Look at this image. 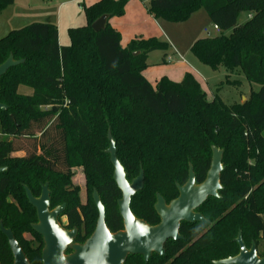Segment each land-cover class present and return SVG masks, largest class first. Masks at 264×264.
Returning <instances> with one entry per match:
<instances>
[{
  "label": "trees",
  "instance_id": "16d2710c",
  "mask_svg": "<svg viewBox=\"0 0 264 264\" xmlns=\"http://www.w3.org/2000/svg\"><path fill=\"white\" fill-rule=\"evenodd\" d=\"M131 0H100L84 6L87 24L68 29L69 46L59 43L57 26L33 23L0 40V65L12 54L25 63L12 68L0 81V222L12 230L30 264H42L43 240L35 234L36 211L24 186L39 197L49 184L50 209L66 204L64 229L78 228L76 243L93 234L98 210L97 191L110 232L122 230L118 201L122 194L114 181L107 138L116 142L117 157L132 182L144 170V188L131 201L132 213L149 224L158 222L154 205L160 194L168 203L179 196L177 186L188 181L192 165L196 184L205 181L212 147L224 151L220 198H209L206 216L215 224L209 242L185 249L180 261L211 264L239 253V231L247 246L264 228V0H151L154 19L183 23L205 10L213 25L230 36L203 38L192 54L217 71H239L260 86L249 99L226 105L219 96L208 101L196 78L187 73L181 82L167 77L153 87L143 76L153 52H166L167 42L134 39L121 45L120 33L109 19L125 15ZM15 0H0V12ZM242 13L251 14L238 25ZM108 16L104 30L92 25ZM229 82V81H228ZM235 85L232 83H228ZM238 86V85H236ZM20 87L32 90L19 93ZM23 152L25 156H15ZM86 177L87 202L73 188V170ZM64 219L65 221L63 222ZM183 227L190 240L195 228ZM31 235L28 239L26 235ZM178 250L171 248L170 253ZM179 262V261H178ZM0 231V264H13Z\"/></svg>",
  "mask_w": 264,
  "mask_h": 264
},
{
  "label": "water",
  "instance_id": "95a60500",
  "mask_svg": "<svg viewBox=\"0 0 264 264\" xmlns=\"http://www.w3.org/2000/svg\"><path fill=\"white\" fill-rule=\"evenodd\" d=\"M108 16L97 20L92 29L99 33L105 29ZM24 60L17 61L11 54L0 65V81L8 71L21 64ZM8 107L0 103V110L7 111ZM109 148L106 153L114 168V181L122 194L118 201L119 213L124 221L125 230L116 234L110 232L106 226V212L97 191L93 193V201L98 210L97 226L92 236L84 244H75L78 230H65L59 223V218L65 212L66 204L50 209L51 198L48 184L43 187L42 195L35 198L31 191L25 187L29 204L36 210L38 223L32 229L43 238L42 264H124L130 255H142L147 261L153 252L164 254V244L169 239L180 240V224L207 223L204 217L195 213L208 198H220L222 190L221 174L224 151L212 147L211 166L207 177L202 184H196L193 166H189L188 181L185 185L177 186L179 196L168 205L165 199L156 195L154 209L161 219L158 226H149L136 219L130 206L132 198L144 188V170L141 168L139 176L132 182L126 179L124 167L117 157L116 142L109 129L107 135ZM6 169L0 168V174ZM0 231L7 239L13 255V264H30L24 251L17 242L13 232L0 223ZM240 252L236 257L216 262L215 264H264V259L259 258L256 246L248 250L239 233L236 240ZM72 251L67 255V251Z\"/></svg>",
  "mask_w": 264,
  "mask_h": 264
},
{
  "label": "rangeland",
  "instance_id": "374dc122",
  "mask_svg": "<svg viewBox=\"0 0 264 264\" xmlns=\"http://www.w3.org/2000/svg\"><path fill=\"white\" fill-rule=\"evenodd\" d=\"M71 1V2H70ZM140 3H145V0H136ZM48 2V3H45ZM58 2H68V6L61 8H53L52 5ZM87 0H15V3L0 12V40L6 37L10 32L20 30L33 23L52 24L60 28L59 20L62 25V46H69L70 39L68 36V29L66 28L69 16L73 18L72 28L84 27L87 24L84 10L82 7L88 6ZM248 13H242L238 19V25H244L249 21ZM158 24L162 26L170 39L163 35H155L149 38H157L169 44L166 52L158 51L152 56L161 59V61L168 60V58H176L186 63V67L190 68L192 74L197 78L201 84L202 90L206 93L208 101H213L215 96H219L222 101L232 106L240 104L249 99L252 92H258L259 85L249 83L244 74L239 71L229 73L225 68L221 67L214 71L210 67L202 64L191 52V41L193 37L215 38L218 36H230L232 30L215 31L214 25L211 22L205 10H200L194 13L187 21L183 23H170L162 19H158ZM163 26H167L166 29ZM158 31V29H157ZM156 31V33H157ZM161 33V32H159ZM141 37H138V39ZM148 39V38H144ZM196 40V41H197ZM164 66L176 67L175 60L172 63L163 64ZM183 80V79H182ZM181 80V81H182ZM180 81V82H181ZM235 85L228 84L229 82ZM238 85V86H236ZM19 93L22 95L32 94V90L27 87H20ZM244 99V101H243ZM11 139L4 137L0 132V140ZM15 156H25V153L20 152ZM73 188H78L80 191L81 202L86 200V177L82 168L73 170L72 177ZM63 222L65 221L62 219Z\"/></svg>",
  "mask_w": 264,
  "mask_h": 264
},
{
  "label": "crops",
  "instance_id": "0c3cea01",
  "mask_svg": "<svg viewBox=\"0 0 264 264\" xmlns=\"http://www.w3.org/2000/svg\"><path fill=\"white\" fill-rule=\"evenodd\" d=\"M78 1V0H75ZM100 0H87L88 6L93 5L94 3ZM151 0H145V3H140L136 0H131L128 5L126 6L125 15L120 18H111L109 19V24L112 28L117 30L121 35V45L122 47H126L129 42L134 39H138L141 37L142 39L148 38L155 35H163L167 39H170L161 25L158 24V20L154 19L147 11V5ZM71 2V1H70ZM48 3V2H45ZM68 6V2H58L52 7L58 8L61 10L64 7ZM85 6V5H84ZM83 8V7H82ZM67 16H69V20L67 21L66 28H72L73 18L67 12ZM248 17L251 18V14H248ZM50 23L54 24V21ZM60 28L58 27L59 31V43L62 44V25L61 20H59ZM165 29L167 26H163ZM158 29V31H157ZM157 31V33H156ZM161 32V33H159ZM197 37H193L191 44H194L197 40ZM158 52V51H157ZM153 52L149 55L148 58V68L143 71V76L147 79V81L155 87L157 82L162 79L163 77H167L173 82H180L187 73L192 74L190 68L184 66L186 65L185 62L180 61L179 59L168 58V60L161 61V59L155 58L152 60V56L157 53ZM175 60L176 67L164 66L162 65L167 63H172ZM193 75V74H192ZM194 76V75H193ZM195 77V76H194ZM199 82V80L196 78ZM200 83V82H199ZM201 85V84H200ZM244 101V99H243Z\"/></svg>",
  "mask_w": 264,
  "mask_h": 264
},
{
  "label": "flooded vegetation",
  "instance_id": "af4514ba",
  "mask_svg": "<svg viewBox=\"0 0 264 264\" xmlns=\"http://www.w3.org/2000/svg\"><path fill=\"white\" fill-rule=\"evenodd\" d=\"M1 169H3V168H1ZM6 169V168H5ZM6 172V171H5ZM4 173V172H3ZM2 173V174H3ZM48 184V183H47ZM202 184V183H201ZM46 185V184H45ZM45 185H43L42 186V189H41V193H40V196L39 197H35V198H37V199H39L40 197H41V195H42V190H43V187L45 186ZM25 187L26 186H24V190H25ZM28 188V187H27ZM29 189V188H28ZM48 189H49V184H48ZM30 190V189H29ZM50 191V190H49ZM32 193V192H31ZM25 195H26V192H25ZM33 195V194H32ZM93 196V195H92ZM26 198H27V196H26ZM50 198H51V192H50ZM92 199H93V197H92ZM209 199V198H208ZM207 199V200H208ZM28 200V199H27ZM173 201V200H172ZM87 202V193H86V200H85V202L84 203H86ZM94 202V201H93ZM171 202V201H170ZM170 202H166L168 205L170 204ZM207 202V201H206ZM206 202H204L199 208H197L196 210H195V213H197V214H200V215H202L203 217H204V219L207 221V223H200V222H197V223H193V224H190V223H186V222H182L181 224H180V229H179V236L182 238V239H180V240H174V239H169V240H167L166 241V243L164 244V254L163 255H160V254H158V253H155V252H153L152 254H151V256H150V258L146 261L145 259H144V256H142V255H130L128 258H127V260H126V262L124 263V264H183V263H185V262H183V261H180L179 259L181 258V256H182V254L184 253V251H185V249H187V248H189V247H191L192 245H198V246H200V245H202V244H204V243H207V242H209L210 240H209V238H208V236L210 235V229H211V227H213V225L215 224V222H213V221H211L207 216H206V214H205V204H206ZM29 203V202H28ZM83 202H82V204H84ZM36 211V210H35ZM156 212V211H155ZM121 216V215H120ZM135 216V215H134ZM156 216H157V218H158V222L156 223V224H154V225H151V224H149L148 223V221L146 220V219H142V218H138V217H136V219H138V220H140V221H143V222H145L147 225H149V226H152V227H154V226H158L160 223H161V219H160V217L158 216V214L156 213ZM36 217H37V212H36ZM61 217H62V215H61ZM61 217L59 218V223H60V225L62 226V224H61ZM122 218V217H121ZM97 220H98V218H97ZM0 223H2V222H0ZM37 223H38V219H37ZM37 223H35V224H37ZM122 224H123V228H122V230H119V231H117V232H115V233H113V234H116V233H119V232H122V231H124L125 230V228H124V221H123V219H122ZM34 225V224H33ZM190 225H199V226H208V227H206V228H195V229H193V231L191 232V233H187V234H191V235H193V238L190 240L189 238H187V236L185 235L186 234V231H183V227H185V226H190ZM96 226H97V222H96ZM63 227V226H62ZM108 228V227H107ZM74 229H77L78 230V228H73L72 230H74ZM95 229H96V227H95ZM10 230V229H9ZM65 230H67V229H65ZM72 230H68V231H72ZM12 231V230H11ZM34 231V230H33ZM95 231V230H94ZM35 232V231H34ZM94 233V232H93ZM112 233V232H111ZM239 233H241V235H242V240H243V242H244V244H245V246H246V248L248 249V250H250L251 248H252V246L253 245H255L256 246V250H257V254H258V256H259V258H261V259H264V228L259 232V234H258V239L257 240H251V244H250V246H247V244H246V242L244 241V239H243V234H242V232L241 231H239ZM239 233H238V235H239ZM35 234H37L36 232H35ZM38 235V234H37ZM78 235H79V230H78V234H77V236H76V239H77V237H78ZM38 236H40V235H38ZM92 236V235H91ZM90 236V237H91ZM26 237L28 238V239H32L31 238V235H26ZM41 237V236H40ZM89 237V238H90ZM42 238V237H41ZM88 238V239H89ZM237 238H238V236H237ZM237 238L235 239V242H236V240H237ZM76 239H75V241H76ZM87 239V240H88ZM7 240V239H6ZM42 240H43V238H42ZM86 240V241H87ZM74 241V243L75 244H79V243H76ZM85 241V242H86ZM8 242V241H7ZM237 243V242H236ZM43 244H44V242H43ZM84 244V243H83ZM238 245V244H237ZM239 246V245H238ZM44 248V247H43ZM171 248H173V249H177L178 251L176 252V253H170V250H171ZM43 250V249H42ZM239 252H240V247H239ZM72 253V251H70V250H68L67 251V255H69V254H71ZM239 254V253H238ZM237 254V255H238ZM236 255V256H237ZM236 256H234V257H236ZM229 258H233V257H229ZM228 259V258H227ZM222 260H225V259H222ZM41 261H42V253H41ZM179 261V262H178ZM218 261H221V260H218ZM218 261H212V263L211 264H215L216 262H218ZM195 264H205V263H202L201 261H198L197 263H195Z\"/></svg>",
  "mask_w": 264,
  "mask_h": 264
},
{
  "label": "built area",
  "instance_id": "2783aa9c",
  "mask_svg": "<svg viewBox=\"0 0 264 264\" xmlns=\"http://www.w3.org/2000/svg\"><path fill=\"white\" fill-rule=\"evenodd\" d=\"M213 29H214L215 31H220L219 27L216 26V25H214Z\"/></svg>",
  "mask_w": 264,
  "mask_h": 264
}]
</instances>
